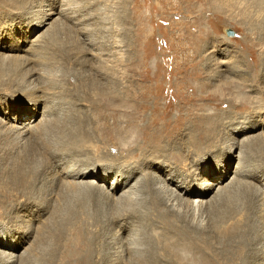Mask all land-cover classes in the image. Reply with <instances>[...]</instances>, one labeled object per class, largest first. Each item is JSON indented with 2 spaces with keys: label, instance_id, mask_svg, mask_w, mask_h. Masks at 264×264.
Masks as SVG:
<instances>
[{
  "label": "bare ground",
  "instance_id": "1",
  "mask_svg": "<svg viewBox=\"0 0 264 264\" xmlns=\"http://www.w3.org/2000/svg\"><path fill=\"white\" fill-rule=\"evenodd\" d=\"M36 16L39 28L61 16L66 27L81 33L77 12L58 1ZM95 44L99 53L108 51ZM93 45L83 40L72 49L79 66L76 84L74 78L53 73L54 56L44 57L32 45L23 49L30 57L5 56L0 44V92L25 98L14 103L15 117L11 108L0 109L5 117L0 121V221L6 219L0 249L7 252L0 250L2 264H264V184L259 188L248 181L246 152L239 156L231 193L222 184L232 174L227 159L238 143L203 168L205 176L216 175L212 185L188 175L192 163L187 164L189 152L182 148L194 147V158L214 151L215 119L200 121L204 126H195L190 140L178 146L162 145L160 125L154 134L144 135L107 123V112L127 106L131 93L128 88L126 96H116L115 73L99 68L112 62L110 50L90 66L105 84H85L84 56L94 57ZM231 82L232 89L219 91L237 94L241 101L230 97V104L247 105L244 91L238 95L240 88ZM82 101L92 109H80ZM28 113L31 120L18 125ZM133 125L131 130L138 127ZM106 129L120 141L118 153L102 155L92 147ZM166 172L169 179L162 176ZM242 186L246 198L219 210L218 201ZM216 189L215 198L206 201Z\"/></svg>",
  "mask_w": 264,
  "mask_h": 264
},
{
  "label": "rangeland",
  "instance_id": "2",
  "mask_svg": "<svg viewBox=\"0 0 264 264\" xmlns=\"http://www.w3.org/2000/svg\"><path fill=\"white\" fill-rule=\"evenodd\" d=\"M24 1L0 0V44L6 49L2 54L30 57L23 49L32 45L42 50V56H54L57 59L52 67L53 73H59L62 78L64 75L65 78H74L77 84L75 69H79V66L72 49L77 42H92L94 45L90 52L94 57L90 54L84 56L85 84L103 85L105 83L95 77V67L90 66L91 63L96 66L98 57L109 54L107 52L110 50L112 62L108 65L104 63L99 68L115 73L116 81L113 84L119 89L116 90V96H126L125 89L129 88L131 97L127 106L107 112V123H114L131 132L135 130V133L143 131L144 135L154 134L160 125L158 130L160 134L163 133L162 145L178 146L181 140H190L195 126H204L200 121L215 119L214 151L194 158V147H182L185 152H189L187 164L192 163L191 167L188 166V175L192 174V179L197 182L208 179L207 182L212 185L216 175L211 178L205 176L203 168L220 161L228 149L238 143L227 159V168L232 174L222 187L229 186L233 193L235 181L232 182V179L239 156L245 151L248 155L245 173L252 176L248 181L261 188L264 184V11L261 10L264 0ZM56 1L60 6L65 4L77 12L81 33L68 25L66 27L67 23L61 16H54L44 26L41 25L42 28L38 27L36 14L47 4ZM229 31L233 34L229 35ZM95 43L108 51L99 53L94 49ZM180 45L185 49H181ZM29 61L33 63V60ZM227 75L235 82L227 81ZM229 82L241 89L238 95L244 91V96L248 98L247 105L236 107L228 99H237V94L232 97L228 96V91H219L232 89L227 84ZM218 91L225 96L222 97ZM24 101L25 98L17 92H0V109L11 108L12 117H15L14 103ZM79 108L85 112L92 109L84 101ZM41 110L42 106L40 113L43 112ZM31 116L29 113L24 115L18 125L30 121ZM93 116L95 119V114ZM113 117L115 121H112ZM0 121L5 122V117L0 115ZM133 123L138 127L131 130ZM166 125H169L168 128H165ZM104 131L105 135L99 131L101 137L94 139L96 143L92 147L100 149L102 155L107 151L118 153L120 141L111 137L107 129ZM197 133H201V130ZM194 164H197V169ZM175 169L182 174V170ZM167 174L162 176L169 179ZM239 189L230 195L231 198L223 197L218 201L219 210H226L228 206L246 198L244 187ZM216 191L206 201H212ZM5 220L0 221V228Z\"/></svg>",
  "mask_w": 264,
  "mask_h": 264
},
{
  "label": "water",
  "instance_id": "3",
  "mask_svg": "<svg viewBox=\"0 0 264 264\" xmlns=\"http://www.w3.org/2000/svg\"><path fill=\"white\" fill-rule=\"evenodd\" d=\"M233 33H232V31H229V35H232Z\"/></svg>",
  "mask_w": 264,
  "mask_h": 264
}]
</instances>
